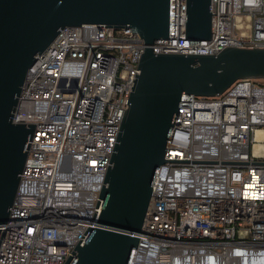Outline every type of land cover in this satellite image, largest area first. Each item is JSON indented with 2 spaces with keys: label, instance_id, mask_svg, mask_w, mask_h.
I'll use <instances>...</instances> for the list:
<instances>
[{
  "label": "built area",
  "instance_id": "obj_1",
  "mask_svg": "<svg viewBox=\"0 0 264 264\" xmlns=\"http://www.w3.org/2000/svg\"><path fill=\"white\" fill-rule=\"evenodd\" d=\"M210 39L169 0L155 54L264 47V0H210ZM59 30L28 68L12 121L35 123L0 264H63L92 219L144 41L130 28ZM264 82L181 93L130 264H264Z\"/></svg>",
  "mask_w": 264,
  "mask_h": 264
},
{
  "label": "water",
  "instance_id": "obj_2",
  "mask_svg": "<svg viewBox=\"0 0 264 264\" xmlns=\"http://www.w3.org/2000/svg\"><path fill=\"white\" fill-rule=\"evenodd\" d=\"M185 38L210 39V0H185ZM169 0H0V240L35 123L12 121L26 72L66 26L130 27L144 41L92 216L63 264H130L181 93L213 97L264 78V47L152 52L168 38Z\"/></svg>",
  "mask_w": 264,
  "mask_h": 264
},
{
  "label": "bare ground",
  "instance_id": "obj_3",
  "mask_svg": "<svg viewBox=\"0 0 264 264\" xmlns=\"http://www.w3.org/2000/svg\"><path fill=\"white\" fill-rule=\"evenodd\" d=\"M262 135H264V130H257V132H256V138H259ZM262 147H264V146H263V144L260 143L258 146H256V150L262 149Z\"/></svg>",
  "mask_w": 264,
  "mask_h": 264
},
{
  "label": "trees",
  "instance_id": "obj_4",
  "mask_svg": "<svg viewBox=\"0 0 264 264\" xmlns=\"http://www.w3.org/2000/svg\"><path fill=\"white\" fill-rule=\"evenodd\" d=\"M258 81H260V82H264V80H259V79H257Z\"/></svg>",
  "mask_w": 264,
  "mask_h": 264
},
{
  "label": "rangeland",
  "instance_id": "obj_5",
  "mask_svg": "<svg viewBox=\"0 0 264 264\" xmlns=\"http://www.w3.org/2000/svg\"><path fill=\"white\" fill-rule=\"evenodd\" d=\"M259 80H264V78L263 79H259Z\"/></svg>",
  "mask_w": 264,
  "mask_h": 264
}]
</instances>
